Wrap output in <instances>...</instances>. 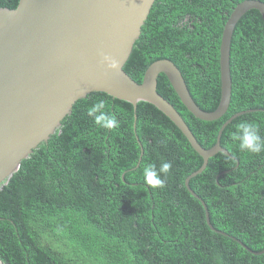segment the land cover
Returning <instances> with one entry per match:
<instances>
[{
	"label": "trees",
	"instance_id": "trees-1",
	"mask_svg": "<svg viewBox=\"0 0 264 264\" xmlns=\"http://www.w3.org/2000/svg\"><path fill=\"white\" fill-rule=\"evenodd\" d=\"M19 0H0L14 8ZM242 0H154L124 71L141 82L147 66L171 60L195 103L205 111L220 98L219 44L223 25ZM264 2V0H261ZM231 98L218 119L194 117L165 75L156 90L168 100L204 148L234 113L264 108V29L256 9L235 24L229 56ZM102 102L117 126L102 128L88 115ZM133 106L104 92L76 100L61 126L20 163L0 189V260L5 264H264L229 237L210 230L204 209L184 185L202 158L154 105ZM256 124L264 137V112L244 113L223 129L218 152L189 186L205 202L212 226L253 251L264 247V152L242 151L236 126ZM143 153L140 155L136 141ZM172 168L164 186L150 187L144 168ZM224 170L227 172L220 173ZM122 174L123 179H122ZM136 183V184H133Z\"/></svg>",
	"mask_w": 264,
	"mask_h": 264
},
{
	"label": "water",
	"instance_id": "water-1",
	"mask_svg": "<svg viewBox=\"0 0 264 264\" xmlns=\"http://www.w3.org/2000/svg\"><path fill=\"white\" fill-rule=\"evenodd\" d=\"M154 0H19L14 8L0 7V189L40 143L61 126L76 100L90 92H104L133 106L145 101L154 105L185 136L202 164L184 180L188 192L200 201L210 230L229 237L254 255L242 241L212 226L205 202L189 186L210 157L221 152L236 158L220 144L223 129L253 108L234 113L220 126L215 143L204 148L181 115L156 90L157 76L165 75L184 107L196 118L212 121L227 110L231 98L230 43L235 24L256 9L264 29V2L242 0L229 13L219 44L220 98L212 111L201 109L191 97L178 67L158 59L136 82L123 69L138 39ZM140 148L138 167L143 148ZM237 162V160H236ZM238 165V162L237 164ZM224 170L220 173L227 172ZM122 174V179H123ZM136 184V183H133ZM0 264H5L0 260Z\"/></svg>",
	"mask_w": 264,
	"mask_h": 264
},
{
	"label": "clouds",
	"instance_id": "clouds-1",
	"mask_svg": "<svg viewBox=\"0 0 264 264\" xmlns=\"http://www.w3.org/2000/svg\"><path fill=\"white\" fill-rule=\"evenodd\" d=\"M104 105L102 102L92 105L88 111V115L93 117L94 122L102 128H112L117 126V119L114 115L107 114L102 111ZM233 141L238 143L242 151L252 154L264 152V137L259 134V128L256 124L248 121H242L236 126V130L232 134ZM172 168L169 161H164L159 168L154 164H150L144 168V178L146 184L150 187L162 188L164 180Z\"/></svg>",
	"mask_w": 264,
	"mask_h": 264
}]
</instances>
